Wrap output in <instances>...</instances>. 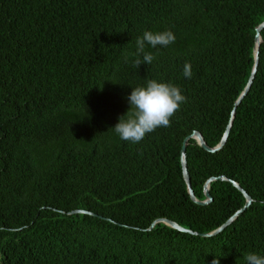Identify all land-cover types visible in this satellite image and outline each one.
<instances>
[{
    "label": "trees",
    "instance_id": "1",
    "mask_svg": "<svg viewBox=\"0 0 264 264\" xmlns=\"http://www.w3.org/2000/svg\"><path fill=\"white\" fill-rule=\"evenodd\" d=\"M264 0H0V264H246L264 255V29L253 85L225 146L187 145L196 197L184 178V139L221 140L254 65ZM175 43L145 50V31ZM142 60V56L140 57ZM185 63L192 78H185ZM179 86L187 102L170 127L140 143L112 129L147 81ZM83 209L97 216L72 213ZM104 217V218H101ZM107 218V219H106ZM111 219V220H108Z\"/></svg>",
    "mask_w": 264,
    "mask_h": 264
},
{
    "label": "clouds",
    "instance_id": "2",
    "mask_svg": "<svg viewBox=\"0 0 264 264\" xmlns=\"http://www.w3.org/2000/svg\"><path fill=\"white\" fill-rule=\"evenodd\" d=\"M176 37L171 30L162 32L145 31L136 40L137 59L134 66L150 65L156 56L145 50L146 45L152 48L168 47L174 44ZM142 56V60L140 57ZM185 78H192L191 64L185 63L183 69ZM129 110L119 117V122L112 128L122 141L133 144L140 143L148 134L157 128L171 126L172 117L181 110V105L187 102L179 86L171 82L150 79L146 86L132 88L127 97ZM246 264H264V255L251 252L245 256ZM211 264H220V257L214 256Z\"/></svg>",
    "mask_w": 264,
    "mask_h": 264
},
{
    "label": "water",
    "instance_id": "3",
    "mask_svg": "<svg viewBox=\"0 0 264 264\" xmlns=\"http://www.w3.org/2000/svg\"><path fill=\"white\" fill-rule=\"evenodd\" d=\"M263 29H264V21L256 27V36H255L256 47H254V65H253V68L251 71V75L249 77V80H248V83H247L245 89L243 90L241 95L238 97V99L234 103V107H233L232 112H231L230 121L227 125V128H226L220 142L215 147H211L208 145L203 134L200 131H194L191 135L187 136L184 139L182 149H181V162H182L181 164H182L184 178H185V181L187 184L188 193L190 194L191 199L195 203H197L199 205H207V204L211 203L213 201V197H212L211 192H210V184L213 181L221 180V181L231 182L239 191H241L243 193V195L246 199L245 205L242 208H240L239 210H237L224 224H222L220 227H218L217 229H215L209 233H199V232L193 231L191 229H187V228L181 226L179 223H177L173 220H170L168 218H160V219L155 220L151 224L150 229H152L157 223L164 222L167 225L171 226L172 228L178 229L182 232H188V233H192V234H196V235H202L204 237L215 236V235L219 234L220 232H222L229 225H231L248 207H250L252 205L254 200L250 196V194L240 185L239 182L234 181L225 175H221L218 177L214 176V177L209 178L204 185V193H205L206 198L204 200L198 199L196 197V194H195L194 189L192 187L191 177H190V174L188 171V164L189 163L187 162V145H188L190 139L194 138L197 140L198 144L208 152H217L225 146V144L229 138L230 130L232 128L233 121H234V118L236 115V109L241 104L244 97L250 91V89L253 85L256 73L258 71V65H259V59H260V57H259L260 47H261V43L263 41L261 32ZM72 213H84V214H90V215L97 216V214H95L94 212L83 210V209L73 210L72 212H70V214H72ZM101 218H104V217H101ZM108 220H111V219H108Z\"/></svg>",
    "mask_w": 264,
    "mask_h": 264
}]
</instances>
